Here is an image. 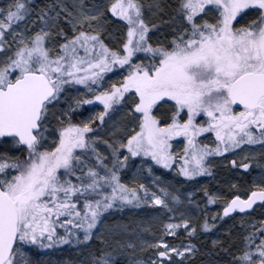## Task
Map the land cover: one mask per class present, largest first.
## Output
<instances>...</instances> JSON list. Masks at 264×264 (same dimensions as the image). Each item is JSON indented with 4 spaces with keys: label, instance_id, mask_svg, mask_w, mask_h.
<instances>
[{
    "label": "snow or ice",
    "instance_id": "obj_1",
    "mask_svg": "<svg viewBox=\"0 0 264 264\" xmlns=\"http://www.w3.org/2000/svg\"><path fill=\"white\" fill-rule=\"evenodd\" d=\"M170 7L163 41H153L157 25L144 18L141 0H73L41 8L35 18L31 0L0 8V264H31L23 259L26 245H87L94 237L106 245L95 230L114 208L174 212L177 188L160 177L138 182L154 165L191 181L214 175L213 157L239 150L228 165L252 175L245 148L264 149V0H173ZM116 22L118 35L108 32ZM125 68L105 86V74ZM74 86L84 91L58 107ZM96 102L101 111H78ZM122 109L124 119L109 123ZM204 134L214 140L202 142ZM178 137L183 147L174 151ZM256 167L262 171L242 192L235 183L227 195L204 188L206 205H222L214 220L264 207V153ZM256 223L238 245L223 248L228 264H264V220ZM201 227H213L207 212ZM178 229L197 232L181 213L158 237L140 238V251L152 249L155 259L134 264H185L195 245L169 243ZM89 264H116L114 252L101 249Z\"/></svg>",
    "mask_w": 264,
    "mask_h": 264
},
{
    "label": "rangeland",
    "instance_id": "obj_2",
    "mask_svg": "<svg viewBox=\"0 0 264 264\" xmlns=\"http://www.w3.org/2000/svg\"><path fill=\"white\" fill-rule=\"evenodd\" d=\"M8 2L9 0H0V8L6 7ZM31 2L34 5L33 18H35V15L41 8L55 5L59 9L60 4L71 7L73 0H31ZM105 2L106 0H85L86 4H104ZM141 2L144 5V18L151 24L157 25L158 30H153L150 33L153 41H163L171 31L168 24L172 15L170 5L173 0H141ZM115 19L113 18V20ZM118 27V22L110 23L108 25V32L118 35L115 31ZM105 42L112 46V41L108 38L107 33H105ZM126 73L127 68L122 71L113 69L112 72L105 74V86L111 82L119 81L121 76ZM83 91V86L69 87L66 97H62L61 104L58 107H67L71 103L72 97L78 96ZM96 104V107L85 105L78 111L84 112L85 116L101 111L102 105H99L98 102ZM123 119L124 110L122 109L112 114L109 123L112 121L119 122ZM52 124L53 126L56 124L54 118L52 119ZM100 134L107 136V131L102 129L100 130ZM213 140L214 135H203L202 142L208 143ZM182 147V138H174L173 150L179 151ZM2 150L3 148L0 147V151ZM245 152L250 155L253 161L251 165L252 175H258L262 170L256 167V163L261 160V154L264 153V149H261L258 145L249 146L245 148ZM252 153H255V156H252ZM243 154L237 150L236 157L230 154H225L224 159L213 157L214 175H202L191 181L176 175L173 170L160 169L159 166L154 165V174L148 175L145 172L142 177L138 178V182L151 184L154 177H160L165 183H170L177 188L178 194L181 196V202L176 205L174 212H168L153 205H142L139 208L132 206H126L123 209L114 208L105 214L102 228L95 230L106 241V245L102 244L101 240L95 237L87 245L64 244L51 249H40L36 246L26 245L23 259L30 261L31 264H89L91 255L93 253L98 254L101 249L113 251L116 264H134L137 259L145 261L149 258L155 259L152 249L140 251V238L142 237L149 241L153 240L163 231L164 224L177 222L180 219L181 213H183L197 227L196 234L189 236L182 229H178V235L167 237V239L173 245H195V254L188 255L185 264H228L230 257L226 255L223 248L231 244L238 245L240 236L246 234L248 226L264 220V207H261L258 202L257 205H254L253 209L245 210L244 213L236 211L227 217L214 220V215L222 213V205L221 203L206 205L204 188L207 187L214 192L227 195L230 191H236V189L230 188V185L235 183L237 189L242 192L251 181L252 175H243L242 170L236 171L231 169L227 161L239 158ZM132 179L133 172H127L124 176V181L131 183ZM205 212H207L208 223L213 225L208 230H204L201 227ZM242 221L244 222L243 224ZM256 226L259 227V224L256 223ZM58 230L63 231L62 229ZM129 241L137 244L138 247L125 249L119 247L121 244L126 245ZM213 241H218V243L214 245ZM176 259L180 258L177 257Z\"/></svg>",
    "mask_w": 264,
    "mask_h": 264
},
{
    "label": "flooded vegetation",
    "instance_id": "obj_3",
    "mask_svg": "<svg viewBox=\"0 0 264 264\" xmlns=\"http://www.w3.org/2000/svg\"><path fill=\"white\" fill-rule=\"evenodd\" d=\"M236 211H239V210H236Z\"/></svg>",
    "mask_w": 264,
    "mask_h": 264
},
{
    "label": "trees",
    "instance_id": "obj_4",
    "mask_svg": "<svg viewBox=\"0 0 264 264\" xmlns=\"http://www.w3.org/2000/svg\"><path fill=\"white\" fill-rule=\"evenodd\" d=\"M208 143H210V142H208Z\"/></svg>",
    "mask_w": 264,
    "mask_h": 264
},
{
    "label": "water",
    "instance_id": "obj_5",
    "mask_svg": "<svg viewBox=\"0 0 264 264\" xmlns=\"http://www.w3.org/2000/svg\"><path fill=\"white\" fill-rule=\"evenodd\" d=\"M249 210V209H248Z\"/></svg>",
    "mask_w": 264,
    "mask_h": 264
}]
</instances>
